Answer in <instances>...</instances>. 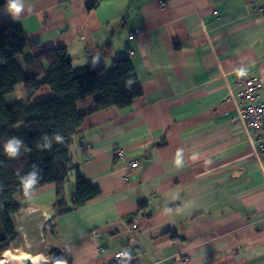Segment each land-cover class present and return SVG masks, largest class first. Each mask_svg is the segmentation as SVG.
Segmentation results:
<instances>
[{
  "label": "crops",
  "instance_id": "crops-1",
  "mask_svg": "<svg viewBox=\"0 0 264 264\" xmlns=\"http://www.w3.org/2000/svg\"><path fill=\"white\" fill-rule=\"evenodd\" d=\"M24 5L18 19L1 5L0 25L20 24L39 43L32 53L63 47L76 67L100 62L107 71L128 56L142 93L125 108L87 113L74 137L72 166L100 193L58 214L56 184L43 186L12 215L17 233L40 223L46 235L36 253L64 264H264V152L255 129L238 120L241 72L257 78L264 104V0ZM18 89L27 96L24 84ZM16 90L7 102L19 101ZM50 94L42 85L29 102ZM78 107L92 110L93 97ZM75 189L71 172L67 200Z\"/></svg>",
  "mask_w": 264,
  "mask_h": 264
},
{
  "label": "trees",
  "instance_id": "trees-1",
  "mask_svg": "<svg viewBox=\"0 0 264 264\" xmlns=\"http://www.w3.org/2000/svg\"><path fill=\"white\" fill-rule=\"evenodd\" d=\"M4 4L7 0H0V6ZM36 48L39 43L31 41L20 24L0 25V259L16 234L12 214L22 208V200L35 190L56 184L58 214L75 210L100 193L98 185L86 179L79 167L72 166L74 137L87 113L111 106L125 108L142 93L133 84L137 74L128 56H117L107 71L100 62L76 67L63 47L32 53ZM104 49H110V44ZM19 56L24 66L19 63ZM46 62L49 69L45 67ZM21 83L29 98L45 84L51 88V94L35 102H7L5 96ZM86 97H93L94 107L81 112L78 102ZM19 123H24V128L17 130L15 126ZM57 135L63 141H57ZM12 138L23 142L17 157H10L5 150ZM30 172L40 175L41 179L25 195L20 178ZM71 172L76 176V189L69 201L63 190ZM116 264L135 262L127 258Z\"/></svg>",
  "mask_w": 264,
  "mask_h": 264
},
{
  "label": "built area",
  "instance_id": "built-area-1",
  "mask_svg": "<svg viewBox=\"0 0 264 264\" xmlns=\"http://www.w3.org/2000/svg\"><path fill=\"white\" fill-rule=\"evenodd\" d=\"M133 35H131L132 37ZM91 54V52H89ZM240 82L244 84V88L240 92V108L238 111V120L245 123L247 127L255 129V134L260 139L258 149L264 152V104L257 101L259 96L260 84L255 77H244V72H241ZM133 167L138 166V162H132ZM138 219L132 223V228L139 227ZM125 252L119 251L117 257H121ZM188 257L184 256L186 260Z\"/></svg>",
  "mask_w": 264,
  "mask_h": 264
},
{
  "label": "rangeland",
  "instance_id": "rangeland-1",
  "mask_svg": "<svg viewBox=\"0 0 264 264\" xmlns=\"http://www.w3.org/2000/svg\"><path fill=\"white\" fill-rule=\"evenodd\" d=\"M18 61L19 63L24 66V61L23 59L21 58V56L18 57ZM15 90H16V87H15ZM14 90V91H15ZM18 93V97H19V102H22V103H29V97L28 96H25V95H22V93H20V90H16ZM27 94V93H26ZM28 97V99H27ZM16 128L18 130L20 129H23L24 128V123H19L16 125ZM71 197L69 196L68 199H70ZM13 215V214H12ZM21 215V213L19 214V216ZM48 218V217H47ZM14 219H16V216L14 215ZM15 224V222H14ZM16 225V224H15ZM21 225V223L17 224ZM17 227V226H15ZM40 232H43L44 233V236L46 235V231L44 228H41L40 226V223H37L36 221H30L29 225H25L23 228H18V233H17V228H16V238L14 241H12V244L9 248V250H11L13 253H26L25 251H31L30 253L33 254L32 252H38V251H41V247H38L39 246V243H38V239L41 238L39 236V233ZM8 250V249H6ZM4 252V251H3ZM47 253H49L48 251H46ZM3 255V253H2ZM2 258V256H1ZM50 262H52V259H49Z\"/></svg>",
  "mask_w": 264,
  "mask_h": 264
},
{
  "label": "clouds",
  "instance_id": "clouds-1",
  "mask_svg": "<svg viewBox=\"0 0 264 264\" xmlns=\"http://www.w3.org/2000/svg\"><path fill=\"white\" fill-rule=\"evenodd\" d=\"M24 0H7V10L13 16L14 19H18L21 12L24 9ZM131 83V81H129ZM57 141H63V137L60 135L56 136ZM23 142L17 138H12L8 140L5 145V150L10 157H17L19 155V149ZM193 160L196 159V156L192 157ZM183 163L182 157L178 155L176 159V164L181 165ZM35 168V166H34ZM21 179V184L24 187L25 195H29L34 186L41 179V176H37L35 172H30L26 176H23ZM127 255V253H125Z\"/></svg>",
  "mask_w": 264,
  "mask_h": 264
},
{
  "label": "bare ground",
  "instance_id": "bare-ground-1",
  "mask_svg": "<svg viewBox=\"0 0 264 264\" xmlns=\"http://www.w3.org/2000/svg\"><path fill=\"white\" fill-rule=\"evenodd\" d=\"M26 259V261H25ZM0 264H64L59 258L50 262L47 255L44 253H13L11 250H5Z\"/></svg>",
  "mask_w": 264,
  "mask_h": 264
},
{
  "label": "water",
  "instance_id": "water-1",
  "mask_svg": "<svg viewBox=\"0 0 264 264\" xmlns=\"http://www.w3.org/2000/svg\"><path fill=\"white\" fill-rule=\"evenodd\" d=\"M51 215V214H50ZM25 261H26V259H25Z\"/></svg>",
  "mask_w": 264,
  "mask_h": 264
}]
</instances>
